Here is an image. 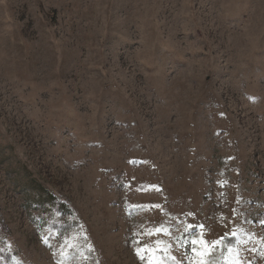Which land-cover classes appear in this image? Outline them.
Segmentation results:
<instances>
[{"label":"rangeland","instance_id":"rangeland-1","mask_svg":"<svg viewBox=\"0 0 264 264\" xmlns=\"http://www.w3.org/2000/svg\"><path fill=\"white\" fill-rule=\"evenodd\" d=\"M201 260L264 264V0H0V264Z\"/></svg>","mask_w":264,"mask_h":264},{"label":"snow or ice","instance_id":"snow-or-ice-1","mask_svg":"<svg viewBox=\"0 0 264 264\" xmlns=\"http://www.w3.org/2000/svg\"><path fill=\"white\" fill-rule=\"evenodd\" d=\"M157 231H160L159 229H157ZM158 243H163V242H158ZM219 242H213V244H217ZM193 244H195V241H193ZM161 251H164L165 249H160ZM202 256L206 255L205 253H201ZM200 264H205L204 260L200 261Z\"/></svg>","mask_w":264,"mask_h":264}]
</instances>
